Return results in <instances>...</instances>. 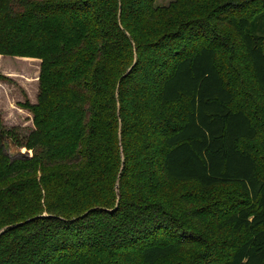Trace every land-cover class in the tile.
Instances as JSON below:
<instances>
[{"label": "trees", "instance_id": "16d2710c", "mask_svg": "<svg viewBox=\"0 0 264 264\" xmlns=\"http://www.w3.org/2000/svg\"><path fill=\"white\" fill-rule=\"evenodd\" d=\"M0 56V264H264V0H0Z\"/></svg>", "mask_w": 264, "mask_h": 264}, {"label": "rangeland", "instance_id": "374dc122", "mask_svg": "<svg viewBox=\"0 0 264 264\" xmlns=\"http://www.w3.org/2000/svg\"><path fill=\"white\" fill-rule=\"evenodd\" d=\"M173 1L175 0H156V5L168 6ZM39 73L38 60L5 56L0 59V101L6 104L3 112L0 111V126L14 134L5 144L11 159L29 155L26 148H20L16 140H25L34 130L33 115L22 104L37 103Z\"/></svg>", "mask_w": 264, "mask_h": 264}, {"label": "crops", "instance_id": "0c3cea01", "mask_svg": "<svg viewBox=\"0 0 264 264\" xmlns=\"http://www.w3.org/2000/svg\"><path fill=\"white\" fill-rule=\"evenodd\" d=\"M1 57L2 56H0V59H1ZM1 102V101H0ZM1 104H2V106L0 107V111H2L3 112V110H4V107H5V103L4 102H1ZM10 105H12L11 103H10Z\"/></svg>", "mask_w": 264, "mask_h": 264}, {"label": "water", "instance_id": "95a60500", "mask_svg": "<svg viewBox=\"0 0 264 264\" xmlns=\"http://www.w3.org/2000/svg\"><path fill=\"white\" fill-rule=\"evenodd\" d=\"M117 195H118V198H120L119 188H117Z\"/></svg>", "mask_w": 264, "mask_h": 264}]
</instances>
